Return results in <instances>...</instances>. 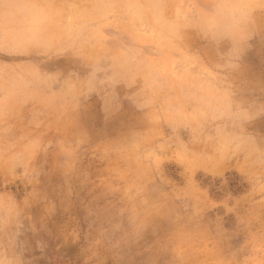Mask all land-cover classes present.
Segmentation results:
<instances>
[{
  "label": "rangeland",
  "instance_id": "374dc122",
  "mask_svg": "<svg viewBox=\"0 0 264 264\" xmlns=\"http://www.w3.org/2000/svg\"><path fill=\"white\" fill-rule=\"evenodd\" d=\"M0 264H264V0H0Z\"/></svg>",
  "mask_w": 264,
  "mask_h": 264
}]
</instances>
